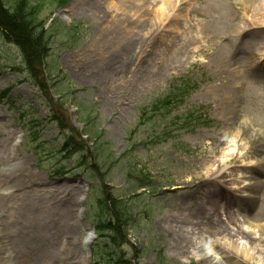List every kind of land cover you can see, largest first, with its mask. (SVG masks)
Masks as SVG:
<instances>
[{"label": "rangeland", "instance_id": "374dc122", "mask_svg": "<svg viewBox=\"0 0 264 264\" xmlns=\"http://www.w3.org/2000/svg\"><path fill=\"white\" fill-rule=\"evenodd\" d=\"M89 1L98 9L68 0L44 13L51 55L31 69L0 32V145L9 151L0 178L19 167L74 188L77 242L94 231L92 189L127 200L133 218L115 249L138 264H208L215 254L200 251L193 226L221 259L264 264V0L254 11L217 0L236 16L218 34L201 0L187 15H175L183 0L163 11L162 0ZM167 94L170 112L151 109ZM129 170L150 176L149 192H130ZM94 239L74 264L105 261Z\"/></svg>", "mask_w": 264, "mask_h": 264}, {"label": "bare ground", "instance_id": "6f19581e", "mask_svg": "<svg viewBox=\"0 0 264 264\" xmlns=\"http://www.w3.org/2000/svg\"><path fill=\"white\" fill-rule=\"evenodd\" d=\"M173 1L162 0L159 9L163 11L164 6L166 8ZM201 1L204 11L202 15L206 16L205 27L208 30L216 29L218 34L223 27L226 30L231 28L236 16L230 8L219 6L217 0ZM193 3V0H183L182 4L175 8L177 12L175 15L181 13L187 15ZM244 3L242 8L237 9L257 10L253 7V0H244ZM75 7L77 10H90V7L98 9L89 0H78ZM161 13L160 11L159 14ZM256 15L260 17L258 19L260 24H264V5L256 11ZM164 20L166 25L170 23V19ZM113 32L115 35L106 38L110 42L117 41L115 28ZM221 47L222 49L219 48L220 51L216 54L218 58L227 56L223 52L225 46L221 45ZM242 71L243 69L236 68L237 73ZM8 152L5 145H0V160L9 159ZM1 189H10V191L0 194V264H74L78 247L80 246L82 250L88 249L92 241L90 227L85 228L81 241L77 242L76 239L79 225L75 205L80 201L74 196V188L60 189L46 185L41 177L31 171L23 173L19 167H12L7 174H2ZM197 228L193 226L192 232L198 234L200 251L207 249L215 254L212 258L205 256L208 258L206 259L208 264L236 262L233 258L228 257L227 261L217 256L221 248L217 250L218 247L213 242H207L201 230H195ZM247 250L246 247L241 248V254L244 255Z\"/></svg>", "mask_w": 264, "mask_h": 264}, {"label": "trees", "instance_id": "16d2710c", "mask_svg": "<svg viewBox=\"0 0 264 264\" xmlns=\"http://www.w3.org/2000/svg\"><path fill=\"white\" fill-rule=\"evenodd\" d=\"M68 0H0V32L2 38L18 46L24 61L32 68L34 63H40L42 58L51 55L52 29L47 25L48 17L45 12L51 13L54 9L63 7ZM182 84L174 87L175 91H182ZM182 89V90H181ZM178 92V93H179ZM175 93V94H178ZM171 95L167 94L157 99L151 109L166 110L172 107ZM65 142L63 151L68 149ZM100 166L105 163V158L99 157ZM131 171V172H130ZM133 182L130 192L143 189L149 192L153 183L146 173H136L129 170ZM146 179V180H145ZM91 218L94 221L96 238L93 248L95 254H104L105 261L101 264H138L135 258H125L122 252H117L116 247L127 242L128 224L133 214L127 200L122 198L97 195V189H92L89 197Z\"/></svg>", "mask_w": 264, "mask_h": 264}]
</instances>
